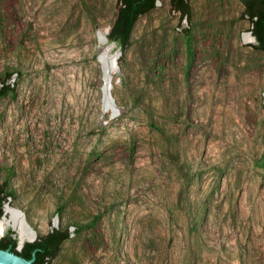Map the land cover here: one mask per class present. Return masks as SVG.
<instances>
[{
    "label": "rangeland",
    "instance_id": "1",
    "mask_svg": "<svg viewBox=\"0 0 264 264\" xmlns=\"http://www.w3.org/2000/svg\"><path fill=\"white\" fill-rule=\"evenodd\" d=\"M190 6L124 52L118 0H0L4 209L69 228L52 264H264V54L240 0Z\"/></svg>",
    "mask_w": 264,
    "mask_h": 264
},
{
    "label": "trees",
    "instance_id": "2",
    "mask_svg": "<svg viewBox=\"0 0 264 264\" xmlns=\"http://www.w3.org/2000/svg\"><path fill=\"white\" fill-rule=\"evenodd\" d=\"M159 0H118V12L111 26L108 38L115 43L122 51H126L132 42V34L139 19L156 9ZM244 10L242 16L250 23V31L257 38L256 45H250L255 51L264 54V0H240ZM171 8L180 14L181 19L191 16L190 0H170ZM188 35L189 30H185ZM11 74L0 76V99L13 94L14 85L10 82ZM262 167L264 168V157ZM14 194L8 191L6 183H0V217L4 215V205ZM76 234H79L82 226L75 223ZM69 228L54 229L46 235L38 236L34 243H26L21 250H18V240L15 232L9 230L0 238V249L10 250L14 254L30 260L36 252L34 264H52L61 252L62 245L70 240Z\"/></svg>",
    "mask_w": 264,
    "mask_h": 264
},
{
    "label": "water",
    "instance_id": "3",
    "mask_svg": "<svg viewBox=\"0 0 264 264\" xmlns=\"http://www.w3.org/2000/svg\"><path fill=\"white\" fill-rule=\"evenodd\" d=\"M250 38H253L252 37V33H249L248 34ZM120 50V48H119ZM119 58V55L116 56V59H115V66H117V59ZM100 60V58H99ZM104 75H105V72H104ZM106 77V76H105ZM111 77L112 75H109V84L107 85L106 83V86H105V94H106V99H105V109H109L111 107V104H112V101H110V98H109V95H110V80H111ZM106 80V78H105ZM106 82V81H105ZM6 207H8V205H6ZM5 207V208H6ZM6 215H8V212L6 211V209H4V215L2 217H0V220L6 218ZM9 226H6L3 230V232L0 234V238L4 237L9 229H8ZM11 227V230L15 232V237L17 238L18 240V247L20 249H22L24 247V245L26 243H34L38 240V235L35 233V237L33 240H24V241H21V238L19 236V232L12 226ZM36 260V252L34 253L33 257L30 259V260H27L21 256H18L16 254H14L13 252H11L10 250H2L0 249V264H34Z\"/></svg>",
    "mask_w": 264,
    "mask_h": 264
},
{
    "label": "bare ground",
    "instance_id": "4",
    "mask_svg": "<svg viewBox=\"0 0 264 264\" xmlns=\"http://www.w3.org/2000/svg\"><path fill=\"white\" fill-rule=\"evenodd\" d=\"M245 38L248 39L249 35H245ZM102 42H105V39H101ZM253 40V39H252ZM109 58V57H108ZM106 59V58H105ZM105 59L103 58L102 62L103 64L105 63ZM105 65V64H104ZM106 69V68H105ZM109 75H107L108 77ZM109 77L107 78V80ZM7 211V208H6ZM7 212H10V220H0V234L3 232L5 225L10 224L13 227L17 226V231L19 232V236L21 238V241L24 240H33L35 237V233L33 230H31L28 225L25 223L24 220L21 219V216L18 212L13 211V210H8ZM16 229V227H14Z\"/></svg>",
    "mask_w": 264,
    "mask_h": 264
},
{
    "label": "flooded vegetation",
    "instance_id": "5",
    "mask_svg": "<svg viewBox=\"0 0 264 264\" xmlns=\"http://www.w3.org/2000/svg\"><path fill=\"white\" fill-rule=\"evenodd\" d=\"M250 33H252V32L250 31ZM252 37L253 38H251V39H253V40H252V42H249V43H251L250 45H256L258 41H257V38L253 35V33H252Z\"/></svg>",
    "mask_w": 264,
    "mask_h": 264
}]
</instances>
